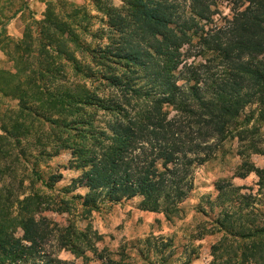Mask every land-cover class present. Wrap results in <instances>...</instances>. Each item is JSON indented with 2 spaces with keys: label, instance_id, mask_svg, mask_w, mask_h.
I'll list each match as a JSON object with an SVG mask.
<instances>
[{
  "label": "rangeland",
  "instance_id": "1",
  "mask_svg": "<svg viewBox=\"0 0 264 264\" xmlns=\"http://www.w3.org/2000/svg\"><path fill=\"white\" fill-rule=\"evenodd\" d=\"M121 5L0 0V228L28 197L44 209V252L75 264L84 260L59 248V228L83 230L119 264H241L240 233L264 228V104L243 108L241 128L194 168L192 190L170 216L148 209L141 196L89 209L77 197L87 190L72 188L83 170L71 161L73 124L90 119L99 128L114 119L112 111L78 100L85 93L120 95L102 73L124 69L102 58L119 42L109 22ZM220 10L229 12L225 4Z\"/></svg>",
  "mask_w": 264,
  "mask_h": 264
},
{
  "label": "trees",
  "instance_id": "2",
  "mask_svg": "<svg viewBox=\"0 0 264 264\" xmlns=\"http://www.w3.org/2000/svg\"><path fill=\"white\" fill-rule=\"evenodd\" d=\"M109 25L119 42L102 59L124 71L102 76L120 95L79 97L114 119L99 128L90 119L73 124L71 161L83 170L72 188L87 190L77 197L89 209L141 196L148 209L170 216L192 190L194 168L241 128L243 108L264 104V0H122ZM37 205L26 197L15 216L6 215L0 264H75L42 249L48 226ZM247 231L241 264H264V228ZM57 232L59 248L82 264H119L83 230Z\"/></svg>",
  "mask_w": 264,
  "mask_h": 264
}]
</instances>
